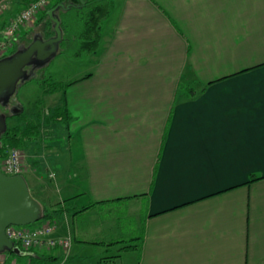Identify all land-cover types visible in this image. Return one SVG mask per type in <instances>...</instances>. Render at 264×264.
<instances>
[{
	"label": "crops",
	"instance_id": "obj_1",
	"mask_svg": "<svg viewBox=\"0 0 264 264\" xmlns=\"http://www.w3.org/2000/svg\"><path fill=\"white\" fill-rule=\"evenodd\" d=\"M31 1L0 0V38ZM68 58L50 146L23 154L49 170L33 198L61 211L33 228L70 246L8 261L264 264V0H112L97 51Z\"/></svg>",
	"mask_w": 264,
	"mask_h": 264
},
{
	"label": "water",
	"instance_id": "obj_2",
	"mask_svg": "<svg viewBox=\"0 0 264 264\" xmlns=\"http://www.w3.org/2000/svg\"><path fill=\"white\" fill-rule=\"evenodd\" d=\"M84 3L83 0H79ZM64 6L51 10L48 15L53 23L55 36L43 40L41 33L35 34L27 46H19L17 52L0 60V104L14 95L21 84L34 76L40 67L39 63L51 61L56 54V48L63 39L60 18ZM29 69V70H28ZM19 85V86H18ZM2 101V102H1ZM12 115L22 113V107L16 105L11 110ZM6 129L5 116L0 114V136ZM43 208L33 198L30 189L22 177L6 176L0 171V253L12 250L19 255L20 251L13 248V243L7 238L5 231L9 227H29L41 220Z\"/></svg>",
	"mask_w": 264,
	"mask_h": 264
},
{
	"label": "trees",
	"instance_id": "obj_3",
	"mask_svg": "<svg viewBox=\"0 0 264 264\" xmlns=\"http://www.w3.org/2000/svg\"><path fill=\"white\" fill-rule=\"evenodd\" d=\"M83 2L84 3H81L79 0H49L48 6L37 15L38 23L36 22V26H42V39L49 40L55 36V32L48 13L51 10L58 8L60 5L64 6L62 12L64 15L60 18V27L63 32V39L60 46L64 48L63 53L73 60H78L84 54L95 53L97 51L101 39L102 24L108 17L112 8V0H83ZM71 15L72 20L70 19ZM76 18H79V20H82L84 23L83 31L80 35H77L76 31H72L74 23L78 21ZM17 40L18 39L14 42V50H12L11 55L17 52ZM50 62L51 61L39 63L38 65H40V67L35 71L34 76H31L28 80L24 81V84L35 81L42 87V93L44 95L53 93L55 91L54 84L50 85V78H48L45 73ZM22 115L23 113L15 117L19 118ZM13 117V115L10 116V118ZM34 129L36 130L37 126L32 124V122H24L14 127L6 126V129L0 136V170L2 159L5 156V150L7 148L21 150L26 147V144L31 142ZM254 180H256V178L252 177L251 181ZM53 213L57 214L61 213V211L56 210L54 212H49L43 210L40 222L49 219ZM13 248L28 253L32 250L23 249L17 244H14ZM7 252L13 254L12 250ZM37 260L44 261L46 259L36 257L32 259L28 256L30 264H36Z\"/></svg>",
	"mask_w": 264,
	"mask_h": 264
},
{
	"label": "rangeland",
	"instance_id": "obj_4",
	"mask_svg": "<svg viewBox=\"0 0 264 264\" xmlns=\"http://www.w3.org/2000/svg\"><path fill=\"white\" fill-rule=\"evenodd\" d=\"M73 15H75V14H73ZM58 16H59V18H61V15L59 13H58ZM70 19L72 20V15H71ZM76 19L78 21H76L74 23L72 31H76V34L80 35L83 31L84 23L82 20H79V18H76ZM33 32L41 33L42 32V26L41 25L35 26V29L33 30ZM32 37L33 36H21V38L17 40V46L18 47L21 45L27 46L29 44V42H31ZM13 46H14V44L12 45L11 48L6 50L4 53H1L0 60H3L4 58L11 56V52H12V50H14ZM63 49L64 48L61 47L60 45L58 46V48H56V54H54L52 56L51 62L45 71L46 76L48 78H50V82H49L50 85L54 84V87H55V91L53 93H50V95H53V94L57 95V98H60V96H62L61 90H63L62 89L63 84H65V82L67 81V78L70 74L71 66H73L74 64H77L76 62H72L67 57V55L65 53H63ZM48 96H49V94L44 95L42 93V87L37 82L34 81V82L27 83V84H21L18 87L16 93L14 95H12L10 97V99L7 100L6 105L2 106L0 104V114L5 116V122H6L7 127H14V126L21 124V123H24V122H29V123L32 122V124H35V126H37V129L33 130L34 133L32 135L31 142L26 144V147H24L23 149L20 150L24 154H26L25 152L27 151V147H30L31 146L30 143H32V142L42 143L41 144L42 148L43 147L48 148V146H50V142L48 141V137H49L48 134L52 131V129L51 130L48 129L47 131H49V133H47V134L45 133L46 129H47V127H46L47 119H49L50 117L48 118L46 115L47 112H44L45 108L49 105V102H50V99L46 98ZM16 105H19L23 108V112H22L23 115L19 118L15 117V115H13L14 117L10 118V116H12L11 110ZM34 110L36 111V113H33ZM51 113H52L51 118L52 117L56 118V116L58 117L62 114V111H61V108H58L57 110L55 109ZM54 131L56 133H58L61 131V128L55 129ZM44 136H46V138ZM42 138H43V140H42ZM4 157L2 159V163H3ZM25 162L28 163L27 161H25ZM2 163H1V169H2ZM25 165L26 164H24V166H23L22 177L26 181L27 185H29V182L32 179L37 184H40V183L41 184H50L51 181L49 179H47V177L44 178L45 180L40 181V182L38 181V178H37V177H39V174H44V175L48 176L49 170L46 169V167L44 165L36 164L34 166L35 173L33 172L32 174H28L29 172L24 173L26 171ZM27 167L30 168V165L28 164ZM126 220H127V218L121 220L122 221L121 222L122 227L124 226ZM33 226L34 225H31L29 227H33ZM124 230L127 231L126 229H124ZM129 234L134 236L133 232H129ZM24 264H30V262L26 261V263H24Z\"/></svg>",
	"mask_w": 264,
	"mask_h": 264
},
{
	"label": "built area",
	"instance_id": "obj_5",
	"mask_svg": "<svg viewBox=\"0 0 264 264\" xmlns=\"http://www.w3.org/2000/svg\"><path fill=\"white\" fill-rule=\"evenodd\" d=\"M49 0H32L22 11L15 15L8 23L4 36L0 38V55L12 47L16 40V34L20 28L25 27L33 17L44 10ZM6 9L0 5V12ZM24 154L16 148H7L2 163L1 171L10 177L19 176L23 173ZM54 226L46 223L39 227H9L5 234L7 238L21 248L29 250L47 246L49 248L61 247L67 249L70 246L69 240H56L51 238ZM0 264H16L8 261L6 254L0 253Z\"/></svg>",
	"mask_w": 264,
	"mask_h": 264
}]
</instances>
